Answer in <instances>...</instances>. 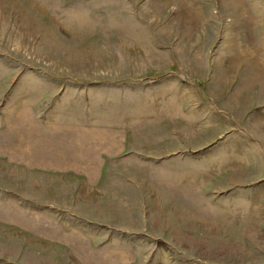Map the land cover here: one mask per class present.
Masks as SVG:
<instances>
[{"label": "rangeland", "instance_id": "obj_1", "mask_svg": "<svg viewBox=\"0 0 264 264\" xmlns=\"http://www.w3.org/2000/svg\"><path fill=\"white\" fill-rule=\"evenodd\" d=\"M0 264H264V0H0Z\"/></svg>", "mask_w": 264, "mask_h": 264}]
</instances>
